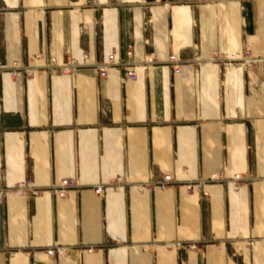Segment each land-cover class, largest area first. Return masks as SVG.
Instances as JSON below:
<instances>
[{
  "label": "crops",
  "instance_id": "1",
  "mask_svg": "<svg viewBox=\"0 0 264 264\" xmlns=\"http://www.w3.org/2000/svg\"><path fill=\"white\" fill-rule=\"evenodd\" d=\"M0 194V264H264V0H0Z\"/></svg>",
  "mask_w": 264,
  "mask_h": 264
},
{
  "label": "built area",
  "instance_id": "2",
  "mask_svg": "<svg viewBox=\"0 0 264 264\" xmlns=\"http://www.w3.org/2000/svg\"><path fill=\"white\" fill-rule=\"evenodd\" d=\"M84 56H86V55H84ZM53 62H54V59L50 58L48 61V64H52ZM110 62H112V60H110ZM255 62H256L255 58L251 57L249 54H244L241 57L240 64L243 68L246 69V68H249L252 65H254ZM57 66H58V71L60 73L72 76L76 72L77 68L79 67V64L75 61V59L73 57L66 56L64 58V60L61 63H59ZM174 68L177 70V65H175ZM98 72H99L100 76H102V77L106 76L107 65L98 66ZM11 75L12 76L16 75V72L14 70H12ZM135 77H136L135 67H130V69L127 72V78L133 80V79H135ZM222 179L229 180L232 188L234 190H237L240 186V183H241V180L243 179V177L241 176L240 173H236L229 178H225L223 171L218 170V171H214V172L210 173L206 178H199V179H196L194 181H189V182L185 183L184 187L187 191H192L193 189L202 190V186L204 183L219 181ZM171 182H172L171 177L164 176L160 180H157V181H153V182L146 181V182L137 183L136 186H137V189L140 191L141 190L150 191L155 186L164 190L171 184ZM128 184H130L128 176L126 174H120V175L116 176L112 182L107 183V184L99 183V184L93 185L91 187V189L96 195L103 196L105 193L106 187L120 188L123 185H128ZM75 186H76V181L69 179V178H64L58 183V185L54 186L53 190L57 196H64L69 188H73ZM26 190H30V192L33 196H36L39 193V190L37 188L33 187L29 182L20 181V182L16 183L15 195H17L18 197H24ZM202 194L204 196H207L208 193L206 191L202 190ZM0 198H1V194H0ZM184 244L185 243H183L181 241H175L173 243H169L168 246L173 245L177 249H181L185 246ZM186 247L189 249H195L196 245L193 243H188L186 245ZM55 251L58 253H64L65 248L63 246H57L55 248L46 249L47 255H50V256L53 255Z\"/></svg>",
  "mask_w": 264,
  "mask_h": 264
}]
</instances>
